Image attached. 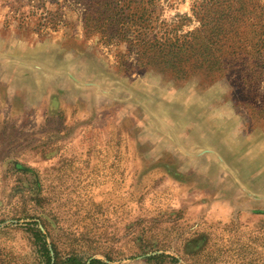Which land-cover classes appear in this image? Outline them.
Segmentation results:
<instances>
[{
  "label": "rangeland",
  "instance_id": "1",
  "mask_svg": "<svg viewBox=\"0 0 264 264\" xmlns=\"http://www.w3.org/2000/svg\"><path fill=\"white\" fill-rule=\"evenodd\" d=\"M126 1L151 35L216 11L264 35V0ZM85 10L0 0V264H42L34 230L63 258L264 264V75L125 70L134 50L85 33Z\"/></svg>",
  "mask_w": 264,
  "mask_h": 264
},
{
  "label": "trees",
  "instance_id": "2",
  "mask_svg": "<svg viewBox=\"0 0 264 264\" xmlns=\"http://www.w3.org/2000/svg\"><path fill=\"white\" fill-rule=\"evenodd\" d=\"M85 3L84 29L96 31L102 36L117 33L119 41L125 42L129 51L136 54V64L132 66L127 60L119 61L121 67L128 70L132 67L144 68L148 66L170 68L179 76L187 75L191 70H203L208 76H223L228 71H235L247 84L261 81L257 68L247 70L235 64L245 66L244 59L261 58L264 56L261 47L264 35L256 37V45L252 38L241 32L246 30V21L236 17L216 14L200 19V27L194 31L179 34L166 26L162 31L155 29L154 34L148 30V20L139 15L138 6L127 3L126 0H83ZM102 6V7H101ZM135 6V7H134ZM177 26V24H173ZM175 28V27H174ZM247 28V27H246ZM246 37V38H245ZM253 43V45H252ZM263 77V76H262ZM35 245L40 253L42 264H106L100 259L83 260L80 255L71 254L67 258L52 252L50 244L40 230H34ZM145 259L157 264L167 259L176 258L166 254H144Z\"/></svg>",
  "mask_w": 264,
  "mask_h": 264
}]
</instances>
